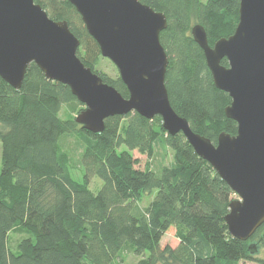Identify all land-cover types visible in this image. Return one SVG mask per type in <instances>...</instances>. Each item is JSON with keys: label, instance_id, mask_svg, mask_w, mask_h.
Listing matches in <instances>:
<instances>
[{"label": "trees", "instance_id": "trees-1", "mask_svg": "<svg viewBox=\"0 0 264 264\" xmlns=\"http://www.w3.org/2000/svg\"><path fill=\"white\" fill-rule=\"evenodd\" d=\"M34 1L53 21L69 24L81 61L129 98L119 75L99 69L104 58L75 7L67 0ZM140 1L167 17L160 40L174 110L214 145L223 132L235 136L238 125L225 115L232 100L215 87L191 30L203 26L211 47L229 38L240 0ZM222 65L228 66L226 59ZM64 106L73 113L84 107L35 64L20 90L0 78V264H122L125 251L141 257L137 264H264V225L247 242L230 235L225 217L235 194L182 134L169 135L159 116L148 120L137 113L109 118L104 132L94 134L75 118L62 119ZM68 139L80 150V179L72 173ZM158 149L172 153L170 164L137 168L133 151L153 159ZM95 179L102 186L93 191ZM171 230L178 245L163 247ZM14 232L27 236L16 249L10 245Z\"/></svg>", "mask_w": 264, "mask_h": 264}, {"label": "water", "instance_id": "water-1", "mask_svg": "<svg viewBox=\"0 0 264 264\" xmlns=\"http://www.w3.org/2000/svg\"><path fill=\"white\" fill-rule=\"evenodd\" d=\"M67 1L102 57L117 68L129 98L81 61L80 41L69 24L50 19L34 0H0V78L20 90L28 67L35 64L47 80L70 88L85 106L75 122L94 134L103 133L112 117L159 116L164 130L171 136L182 134L239 197L231 202L225 222L232 237L251 239L264 225V0H240L234 34L214 47L203 26L191 30L215 87L232 100L225 115L238 125L235 136L223 132L216 145L193 132L171 105L166 87L169 59L160 40L168 27L165 14L140 0ZM224 59L228 66L222 65Z\"/></svg>", "mask_w": 264, "mask_h": 264}, {"label": "rangeland", "instance_id": "rangeland-1", "mask_svg": "<svg viewBox=\"0 0 264 264\" xmlns=\"http://www.w3.org/2000/svg\"><path fill=\"white\" fill-rule=\"evenodd\" d=\"M204 2L206 0H203ZM99 69L101 71H103L104 73H106L107 75H109L110 77H117L119 75L117 68L115 67V65L109 61L108 59H103L101 61V64L99 66ZM85 109V106L83 107V110ZM78 115L77 113H73L72 112V108L64 106L62 113H61V117L64 120L67 119H74L76 118ZM1 128V126H0ZM65 145L67 146L68 150H73L74 153H72L73 159H74V169L72 168V173L74 175L75 178L80 179L82 177V173L81 170L78 166H76V160H78V155L80 152V150H76V146H75V141L74 139H68L67 142L65 143ZM132 156H134L135 159L138 160V164H137V168L141 169V170H145L147 167H150V169H157L161 164L162 165H168L172 162V153L170 151H167L165 154V151L162 149H158V154L155 158L153 159H149L147 156L142 155L141 153H139L138 151H133L131 153ZM0 170H1V143H0ZM102 186V182L99 179H95V181L91 184V190L96 191L94 189H96L97 187H101ZM155 194H153V196H146L143 201L140 203V208L144 209L146 206H148L151 201L154 199ZM234 200L239 199V197L237 195L233 196ZM27 237L24 234H21L20 232H14L11 235L10 238V245L11 247H15L13 249H16V244L17 242L22 239ZM166 245H170L172 247H176L178 245V240L175 238V232L173 230L169 231L163 238L162 240V246H166ZM123 257L125 259V261L122 264H137V262L141 259V257H137L134 254H132L129 251H125L123 253ZM239 264H256V263H252V262H240Z\"/></svg>", "mask_w": 264, "mask_h": 264}]
</instances>
